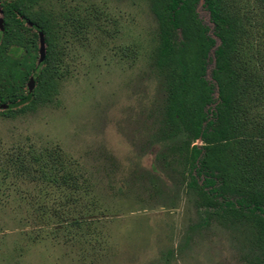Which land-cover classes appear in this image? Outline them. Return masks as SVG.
<instances>
[{"label": "rangeland", "instance_id": "1", "mask_svg": "<svg viewBox=\"0 0 264 264\" xmlns=\"http://www.w3.org/2000/svg\"><path fill=\"white\" fill-rule=\"evenodd\" d=\"M63 1L96 11L97 23L62 46L66 75L49 102L0 110V264H264L254 220L211 214L167 165L156 133L164 98L149 2L41 4L57 11ZM233 2L248 11L240 36L250 63L264 50V9ZM263 103L251 98L246 118L264 123ZM54 147L81 176L74 189L11 161Z\"/></svg>", "mask_w": 264, "mask_h": 264}, {"label": "trees", "instance_id": "2", "mask_svg": "<svg viewBox=\"0 0 264 264\" xmlns=\"http://www.w3.org/2000/svg\"><path fill=\"white\" fill-rule=\"evenodd\" d=\"M147 1L157 23L152 60L164 98L156 133L167 146L168 167L177 168L184 186L207 200L211 214L253 219L264 232V123L246 118L251 98L264 102V50L253 52L249 67L250 43L240 36L248 11L233 0ZM255 2L264 9V0ZM37 4L0 0V105L9 114L51 100L66 75L62 46L97 23L96 11H82L72 2L63 1L57 11ZM33 26L44 37L41 63ZM11 161L24 171L37 166L35 173L58 188L74 189L81 178L58 147L23 151Z\"/></svg>", "mask_w": 264, "mask_h": 264}, {"label": "water", "instance_id": "3", "mask_svg": "<svg viewBox=\"0 0 264 264\" xmlns=\"http://www.w3.org/2000/svg\"><path fill=\"white\" fill-rule=\"evenodd\" d=\"M4 1H14V0H4ZM0 30H3V19L1 18V10H0ZM45 58V43H44V38L42 34H39V62L41 63ZM29 87L33 88L35 85V78H31L29 82ZM7 107L5 105L0 106V110L4 111L6 110ZM202 142L201 140L196 141V145H201Z\"/></svg>", "mask_w": 264, "mask_h": 264}, {"label": "flooded vegetation", "instance_id": "4", "mask_svg": "<svg viewBox=\"0 0 264 264\" xmlns=\"http://www.w3.org/2000/svg\"><path fill=\"white\" fill-rule=\"evenodd\" d=\"M42 0H38V4H37V7L38 6H42L44 7L42 4H41ZM46 8V7H45ZM48 10H51L49 8H46ZM37 22H40V20L37 18ZM33 29L36 31L37 33V36H38V42H39V34H42L38 28H36L35 26H33ZM43 35V34H42ZM44 38V37H43ZM46 52V51H45ZM37 53H38V56H39V47H37ZM20 52L17 54V58H15L14 60V78L16 79V81H19L20 79V73H21V60H20V56H19ZM35 78V76H32L31 78ZM30 78V79H31ZM10 79V78H9ZM8 79V80H9ZM10 81V80H9ZM30 82V81H29ZM1 106V105H0Z\"/></svg>", "mask_w": 264, "mask_h": 264}]
</instances>
